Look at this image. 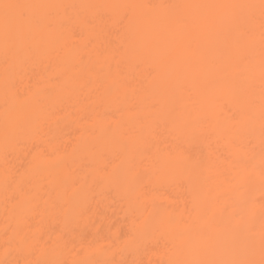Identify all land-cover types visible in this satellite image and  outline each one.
Wrapping results in <instances>:
<instances>
[{
    "label": "bare ground",
    "instance_id": "obj_1",
    "mask_svg": "<svg viewBox=\"0 0 264 264\" xmlns=\"http://www.w3.org/2000/svg\"><path fill=\"white\" fill-rule=\"evenodd\" d=\"M111 192L151 264H264V0H0V264H120Z\"/></svg>",
    "mask_w": 264,
    "mask_h": 264
},
{
    "label": "rangeland",
    "instance_id": "obj_2",
    "mask_svg": "<svg viewBox=\"0 0 264 264\" xmlns=\"http://www.w3.org/2000/svg\"><path fill=\"white\" fill-rule=\"evenodd\" d=\"M77 31H78V30H77ZM77 33H79V32H77ZM79 34H80V33H79ZM79 34H78V35H79ZM77 37H78V36H77ZM70 136H71V134H70ZM9 156H10V159H14V157H12L11 154H10ZM115 177H116V176H115ZM115 177H113V179H114ZM118 177H119V176H118ZM116 180H117V178H116ZM112 194H113V193L111 192V193H110V196H109V197H111V198H109V197H108V198H109V199H114L115 201L112 200L114 203H113L111 200H109L108 198H107V199H108L113 205H117V204H118L117 206H119V207H122L121 205H123L122 210L119 211V214H120L121 212H123V211L125 210L124 207H126V206H125L126 203H125L124 201H122V199H120V197H118V196H117L118 199H116V197H115L116 195L113 194V196H112ZM74 195H75V193H73L72 196L75 197L76 195H75V196H74ZM106 195H107V193H106ZM108 195H109V194H108ZM72 196H71V197H72ZM106 197H107V196H106ZM94 198H95L97 201L99 200V199H97L96 197H94ZM96 200H94V201H96ZM109 201H108V202H109ZM120 201H121V202H120ZM105 202H106V201H105ZM116 202H117V203H116ZM98 203H99V202H98ZM101 203H102V202H101ZM111 203H110V204H111ZM115 203H116V204H115ZM121 203H122V204H121ZM96 204H97V203H95V206H96ZM103 204H104V203H103ZM107 204H108V203H107ZM119 204H120V205H119ZM124 204H125V205H124ZM99 205H100V203H99ZM97 206H98V205H97ZM100 206H101V205H100ZM108 206H109V205H108ZM110 206H111V205H110ZM112 207H113V209H114V208H117V207H114V206H112ZM119 207H118V208H119ZM95 208H97V207H95ZM101 208H102V206H101ZM106 208H107V206H106ZM110 208H111V207L107 208V209H109V211L104 210V211L108 212L107 215L110 214V212H111V211H110ZM118 208H117V209H118ZM99 209H100V207H98L96 210L94 209V211L96 212V214H97L98 216H99V215L104 216L103 214H100L101 212H104V211H99ZM100 210H102V209H100ZM98 213H99V214H98ZM113 213H114V212H113ZM113 213L111 212L110 215H111V216H112V215H113V216L116 215V217H118L119 220L121 219L120 222H118L119 225H120L122 222H127L126 219L128 220V214H125V213H124V214H125V215H124V214L121 213V214H120L121 216H120L119 214H118V215H119V216H118L116 213H115V214H113ZM122 215H123V216H122ZM101 216H100V217H101ZM125 216H126V217H125ZM100 217H99V218H100ZM109 217H110V216H109ZM114 217H115V216H114ZM120 217H121V218H120ZM124 217H125V218H124ZM94 218H95V217H94ZM96 218H97V217H96ZM123 218L125 219V221H124ZM100 219H101V218H100ZM34 220H35V219H34ZM115 220L117 221V218L114 219L112 222H114ZM119 220H118V221H119ZM35 221H37V220H35ZM95 221H97V220H95ZM116 221H115V222H116ZM115 222H114V223H115ZM101 223H102V222H99V224L96 223L95 226L97 227V225H100V228H99V226H98V228L101 229ZM116 223H117V222H116ZM118 223H117V225H118ZM122 224H123V223H122ZM126 224H127V223H126ZM126 224H125V225L123 224V225H121V226H118V228L120 227V229H117V230H119L118 234H120V236H122V234H124V236H125V233L128 231V232H127L128 234L126 233V234L128 235L126 238H128L129 241H128V240H126V241H128L131 245H133V247L130 246V244L128 245V244H127L128 242L125 241L126 243H125V242H123V243H125L126 245L123 244V247L120 248V246H119L120 244L118 245V242H117V248L119 247V250H118L119 252H118V251H117V252H118V254L121 253V257L118 255V257H120V259H118V261L121 260V263H127V264H151L150 261L152 262L151 259H153V256H152V255H153L154 253H156L155 251H156L157 247H158V246H159L160 248H161L162 246H164V247L167 246V247H168L169 240H165L166 238H163V236H161V234H160L159 231H158V232H157V231L154 232V233H155L154 236H153L154 239H153L152 235L150 234L151 237H152L151 239H153V240H150V238H149L150 235H149V237L147 236V235H148L147 233H149V231H147V230L145 229L146 232H147V233H146L147 235L145 234L146 236L142 237V238H144V239H142V240L140 241L141 236L138 237V238H137L136 236H134L135 233H134L133 231H129L130 229L127 230V228L124 227V226H126ZM50 225H51V223H50ZM102 225H103V224H102ZM48 226H49V225H48ZM53 226H54V227H53ZM53 226H52V228L56 229V225L53 224ZM104 226H105V225H103V227H104ZM122 226H123V227H122ZM42 227H43V226H42ZM46 227H47V226H46ZM49 227H50V226H49ZM103 227H102V228H103ZM70 228H72V227H70ZM83 228H84V227L79 228L78 231L81 232V231L83 230V231L81 232L82 235H88V234H89V230H88V229H90V228L87 229L88 231L86 230L87 234H86V232H85L86 227H85V229H83ZM50 229H51V228H50ZM57 229H58V228H57ZM57 229H56V230H57ZM76 229H77V228H75V230H76ZM99 229H98V230H99ZM125 229H126L127 231H125ZM43 230H45V228H44ZM75 230H74V231H75ZM90 230H91V229H90ZM120 230H121V231H120ZM36 231H37V230H35V232H36ZM58 231H59V230H58ZM78 231H76V232L78 233ZM6 232H7V231H6ZM6 232H5V233H6ZM35 232H33V233H34L33 236H34V235L36 236V235L38 234V232H37V233H35ZM44 232H45V231H44ZM80 232H79V233H80ZM84 232H85V233H84ZM91 232H92V230H91ZM98 232H100V230H99ZM101 232H102V230H101ZM103 232H104V230H103ZM129 232H130V233H129ZM5 233H4V234H5ZM40 233H41V232H40ZM40 233H39V234H40ZM65 233H66V231H65ZM65 233H64V234H65ZM94 233H95V232H93V234H92L93 236H92L91 234H89L88 236H90V237L92 236V237L94 238V236H96V233H95V235H94ZM133 233H134V235H132ZM156 233H157V234H156ZM6 234L8 235L9 233L7 232ZM6 234H5V235H6ZM102 234H103V233H102ZM152 234H153V233H152ZM159 234H160V236H159ZM7 235H6V236H7ZM66 235H67V234H66ZM82 235H81V236H82ZM103 235H104V234H103ZM157 235H158V237H157ZM105 236H106V235H105ZM124 236H122V237H124ZM132 236H134L135 238L132 237ZM142 236H143V234H142ZM82 237H83V236H82ZM84 237H85V236H84ZM92 237H91V239L93 240ZM131 237H132V238H131ZM160 237H162V238H160ZM86 238H87V237H86ZM110 238H112V237H110ZM147 238H148V239H147ZM89 239H90V238H89ZM112 239H114V238H112ZM112 239H111V240H112ZM121 239H122V238H121ZM123 239L125 240V238H123ZM130 240H131V242H130ZM134 240H135V241H134ZM154 240H155V241H154ZM235 240H236V239H235ZM119 241H120V239H119ZM136 241H138L139 243H138V242L136 243ZM113 242H115V241H113ZM133 242H135V243H133ZM73 243H75L74 240H73ZM120 243H122V240H121ZM142 243H143V244H142ZM134 244H136V245L139 244L140 246H139V245L136 246V245H134ZM169 244H170V243H169ZM251 244H253V243L251 242L249 245H251ZM121 245H122V244H121ZM124 245H125V247H126L127 249L124 248ZM127 245H128V246H127ZM253 245H254V244H253ZM253 245H251V246H253ZM129 246H130L131 248H130ZM170 246H171V244H170ZM167 247H166V248H167ZM137 248H139V250H141V252H140ZM144 248H145V249H144ZM150 248H151V249L153 248L152 250L155 249V251H152ZM160 248H158V249H160ZM166 248H165V249H166ZM120 249H122L123 251L121 252ZM124 249H125V251L127 250L128 252H125V253H124ZM129 249H134L135 252H137V250H138L141 254H138L139 252H137L136 254H134V253H135L134 250L132 251V250H129ZM136 249H137V250H136ZM167 249H169V248H167ZM150 250H151V253H150V254H152V255H151L152 258H150V260L148 261L147 257H145V256H146V255H147V256L150 255L149 253H148L149 255L147 254V251L149 252ZM162 250H163V249H162ZM131 251H132V252H131ZM143 251H144V253H145V251H146V253H145L146 255L143 254ZM159 251H161V249H160V250H157V252H159ZM163 252H164V250H163ZM165 252H166V251H165ZM128 253H129V255H127ZM123 254H124L125 256L127 255V257H125ZM131 254H133L132 256H134V255L137 256V254H138V257H140V258L136 259L137 257L134 258V257L131 256ZM63 259H65V258H63ZM63 259H62V260H63ZM135 259H136V260H139V262L136 263V262H135V261H136ZM59 260H60L61 264H69V262H67V260L69 261L68 258H67L66 260H64L63 263H62V260H61V259H58V261H59ZM115 260H116V258H115ZM116 261H117V260H116ZM118 261H117V262H118ZM157 261H158V260H156L155 262H157ZM66 262H67V263H66ZM56 263H58V262H56ZM121 263H120V264H121ZM59 264H60V263H59ZM118 264H119V263H118Z\"/></svg>",
    "mask_w": 264,
    "mask_h": 264
}]
</instances>
